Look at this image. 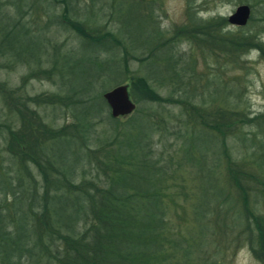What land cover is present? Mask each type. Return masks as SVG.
<instances>
[{"label": "trees", "instance_id": "trees-1", "mask_svg": "<svg viewBox=\"0 0 264 264\" xmlns=\"http://www.w3.org/2000/svg\"><path fill=\"white\" fill-rule=\"evenodd\" d=\"M78 1L0 0V60L7 68L36 65L23 80L51 81L59 92L21 98L18 89L0 83V102L7 113L3 150L9 161L0 166V264H221L215 258L220 249L244 241L262 259L264 218L249 205L253 192L264 194V112L247 117L232 111L225 102L231 91L215 111L194 102L192 65L174 54L173 45L187 42L230 63L256 50L264 60L259 38L264 34V0H236L252 10L261 5L260 20L249 18L246 24L254 31L226 32L223 18L202 20L186 5L184 23L166 39L150 12H143L142 0H110L114 31L100 25L106 15L101 7L89 10L92 19L71 17L76 14L72 3ZM52 4L60 6L59 13ZM132 15L146 34L136 43L123 19ZM55 24L75 34L79 49L52 41L48 27ZM19 32L27 41L42 34L38 56L28 45L17 46ZM74 51H80L77 63L84 62L89 73L81 70L79 85L63 90ZM128 61L146 71L127 85L129 96L135 90L136 100L146 107L113 119L98 87L124 84ZM149 80L171 88L179 83L178 99L160 96ZM164 105L179 106L184 125L175 137L181 140L178 148L166 154L155 149L168 134L159 110ZM38 107L56 108L63 118L69 114L71 122L51 128L36 112ZM101 117L109 125L105 140L95 130ZM248 125L257 132L243 133ZM227 139L255 147L252 159L231 157ZM196 141L214 143V152L205 146L198 151ZM208 152L207 173H215L218 187L202 189ZM184 223L186 229L179 230ZM222 236L228 239L224 244Z\"/></svg>", "mask_w": 264, "mask_h": 264}, {"label": "rangeland", "instance_id": "rangeland-1", "mask_svg": "<svg viewBox=\"0 0 264 264\" xmlns=\"http://www.w3.org/2000/svg\"><path fill=\"white\" fill-rule=\"evenodd\" d=\"M144 4V11L147 13L150 12V19L153 21L154 26L163 35V38H167L168 33L175 27L184 23L185 20V9L186 5H190L191 10L196 14V16L202 20H207L210 18H223L225 21L228 16L232 15L235 8L240 5H246L243 3H237L236 0H142ZM262 2V1H261ZM110 0H79L78 3L73 4L75 15L71 17L76 18L77 20H84L85 18H90L89 10L96 11L101 7L104 14L103 18L100 19L99 23L102 27L109 31H114L116 27V21L114 20V15L109 14L110 9L108 7ZM260 3V2H259ZM49 5V4H48ZM54 11L59 13L58 5L52 4ZM148 6H150L151 11ZM7 7V6H6ZM261 5H256L254 10L249 8V18L258 21L261 18L260 9ZM231 10V14L228 12ZM14 16L13 7H8L7 10ZM113 15V18L109 16ZM27 17L23 21H27ZM129 22V35L131 40L136 43L140 42L146 37V34L142 30V26L138 24V21L135 20L132 15L130 18L124 17ZM45 20V18L43 19ZM247 20V22H248ZM91 21V20H90ZM227 22V21H226ZM247 24V23H246ZM41 26V23H40ZM246 26V25H245ZM234 27L231 25L226 26V32L236 33V32H246L251 31L253 28H250L249 25L246 27ZM224 29V31H225ZM21 30V29H20ZM49 34L52 41L61 44L65 49H79V39L75 34L70 30H65L59 25H51L48 27ZM255 28L252 30L254 31ZM18 33L20 38L17 46L28 45V51L32 50L34 56H38L39 47L41 44L42 34L39 35L38 40L27 41L23 36ZM259 38L264 42V34H259ZM120 41L125 40L124 35H120ZM64 49V52H65ZM174 54L177 57H180L182 62L192 65L194 71L193 78L194 82L190 79V85L195 87L196 99L194 102L198 101L203 103L208 110L215 111L218 107H221L223 100V95L226 91H231V96H225V102L227 107L232 111L243 112L247 117H252L264 112V60L260 59L256 51H250L248 54L242 56L240 59H235L234 63L226 62L225 59L218 54L207 52L206 50L202 51L199 47L190 45L187 42H179L173 45ZM133 54L139 55V51H132ZM117 57H120L119 52H115ZM81 56L80 51H74L71 54L72 64L70 63V72L63 75L62 83L60 86L61 89L65 90L69 87L76 88L80 83V71L85 70L86 73H89L88 66L84 65V62L77 63V59ZM217 58H216V57ZM129 71L124 74L121 79L125 85H129L130 78L137 75L145 76L146 71L139 66L138 63L134 61H128ZM236 62V63H235ZM4 61L0 60V83H5L9 88L18 89V96L23 97H32L37 95H49V94H58L57 84L52 83L51 81L46 80H23L29 74V72L36 67L32 65L29 68L22 64H16L11 68L4 66ZM42 65V64H41ZM47 68L48 64L42 65ZM59 66V64H58ZM140 68V69H139ZM31 69V70H30ZM192 78V76H191ZM150 86L162 97H172L173 99H178V91H176V85L179 83H174L173 88L168 84L164 86H159L151 80L148 81ZM113 87L108 86L107 83H102L98 87L99 93H104L105 91ZM129 95V91H128ZM130 101L134 104L136 108L146 107L141 102L138 103L136 100V91H131L129 96ZM141 103V104H140ZM31 109H34L33 106H30ZM36 112L42 118L43 123L51 128H58L62 125L68 124L71 121L69 120V114H66V117L58 112V109L51 107H38L35 108ZM142 111V109H140ZM161 117L168 123L166 127L167 133L164 135V139L160 140V143L155 146L157 148V153L162 152L163 154L175 152L178 148L180 141L175 138L178 136L177 133H182L184 129L183 117L180 113V108L177 105H164L160 107ZM7 113L3 108L0 102V166L4 168L8 165L7 153L3 150L5 130L2 127V124L5 122ZM118 123H123L124 121L119 119ZM108 121L101 117V120L95 126L96 133H98L99 138L103 140L107 139L108 132ZM243 133L252 134L256 133L257 130L253 126H245L241 129ZM169 132H172L171 136ZM170 135V136H169ZM157 138L154 137V141ZM256 141H260V138L255 137ZM227 147L230 151V155L233 158H240L241 156L245 159H252L251 152L255 150L248 149V147H242V144L236 143L233 139L226 140ZM196 148L198 151H204V147H210V150L214 152L215 144L212 142L202 144L201 142H195ZM56 147L59 149L60 144L58 143ZM55 151V148L53 149ZM57 153V152H56ZM64 149L61 154H65ZM256 153V152H254ZM210 153L208 152L207 159H204V171L203 176L201 177L200 187L205 189L207 186L218 187V178L215 173H207L210 167ZM221 171V169L219 168ZM219 172V171H218ZM208 194L205 193L204 197H207ZM253 203L249 206L253 209V212L264 218V194H256L253 192L251 194ZM186 229V224H182L179 230ZM226 236H222L223 244L228 240L225 239ZM247 238V237H246ZM245 240V239H244ZM224 247V245H223ZM220 254L215 256L216 259L221 261V264H264V257L262 259H256L254 254L251 253L247 242L244 241L242 244L234 246L229 249H220Z\"/></svg>", "mask_w": 264, "mask_h": 264}, {"label": "water", "instance_id": "water-1", "mask_svg": "<svg viewBox=\"0 0 264 264\" xmlns=\"http://www.w3.org/2000/svg\"><path fill=\"white\" fill-rule=\"evenodd\" d=\"M249 7L240 5L235 8L232 15L226 21L234 27H244L249 17ZM101 99L107 109L109 116L113 119L130 115L135 106L130 101L128 88L125 84L114 86L101 95Z\"/></svg>", "mask_w": 264, "mask_h": 264}, {"label": "clouds", "instance_id": "clouds-1", "mask_svg": "<svg viewBox=\"0 0 264 264\" xmlns=\"http://www.w3.org/2000/svg\"><path fill=\"white\" fill-rule=\"evenodd\" d=\"M228 14L230 15L231 14V10H229ZM225 31H227V29H225ZM253 51H256V50H253ZM258 54V53H257Z\"/></svg>", "mask_w": 264, "mask_h": 264}]
</instances>
